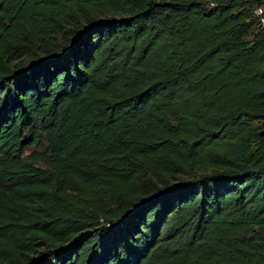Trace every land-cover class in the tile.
Segmentation results:
<instances>
[{"label": "trees", "instance_id": "16d2710c", "mask_svg": "<svg viewBox=\"0 0 264 264\" xmlns=\"http://www.w3.org/2000/svg\"><path fill=\"white\" fill-rule=\"evenodd\" d=\"M259 8L0 0V264H264Z\"/></svg>", "mask_w": 264, "mask_h": 264}, {"label": "built area", "instance_id": "2783aa9c", "mask_svg": "<svg viewBox=\"0 0 264 264\" xmlns=\"http://www.w3.org/2000/svg\"><path fill=\"white\" fill-rule=\"evenodd\" d=\"M205 3H207L209 6H213L216 2V0H200ZM256 14L259 16V22L262 26H264V17L262 16V10L259 8L256 10Z\"/></svg>", "mask_w": 264, "mask_h": 264}, {"label": "rangeland", "instance_id": "374dc122", "mask_svg": "<svg viewBox=\"0 0 264 264\" xmlns=\"http://www.w3.org/2000/svg\"><path fill=\"white\" fill-rule=\"evenodd\" d=\"M38 148H33L31 151H28L27 153H30V152H32V151H35V150H37Z\"/></svg>", "mask_w": 264, "mask_h": 264}]
</instances>
